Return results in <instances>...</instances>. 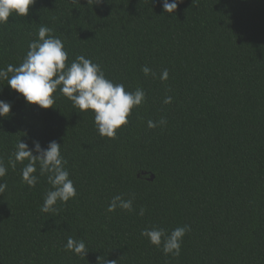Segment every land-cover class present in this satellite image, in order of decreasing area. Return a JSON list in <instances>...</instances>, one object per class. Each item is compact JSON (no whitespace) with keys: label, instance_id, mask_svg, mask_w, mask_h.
<instances>
[{"label":"trees","instance_id":"obj_1","mask_svg":"<svg viewBox=\"0 0 264 264\" xmlns=\"http://www.w3.org/2000/svg\"><path fill=\"white\" fill-rule=\"evenodd\" d=\"M162 2L35 0L0 25V68L18 66L43 25L63 41L66 63L83 55L114 83L146 93L107 138L59 89L43 109L0 80V100L12 105L0 117L5 166L20 138L30 148L55 140L77 191L58 212H41L51 186L39 165L35 187L21 183L27 160L8 167L0 264H264V0H182L173 14ZM161 117L166 125L147 126ZM133 194L134 211H107L112 197ZM185 224L178 257L140 234ZM69 237L85 242L86 256L65 250Z\"/></svg>","mask_w":264,"mask_h":264},{"label":"clouds","instance_id":"obj_2","mask_svg":"<svg viewBox=\"0 0 264 264\" xmlns=\"http://www.w3.org/2000/svg\"><path fill=\"white\" fill-rule=\"evenodd\" d=\"M35 0H0V25L7 24L9 17H23L29 12L30 5ZM102 0H88V3L99 4ZM182 0H163L162 8L165 13L173 14ZM14 16V17H15ZM52 29L40 26L37 39L30 41L28 51L23 61L18 65L8 64L0 68V80L7 81V85L22 95L26 104L37 105L47 109L55 104L54 93H59L72 102L74 109L79 113L91 111L94 116V126L101 137L115 138L117 130L128 123V117L135 107L141 106L146 100V93L142 88L128 91L122 83H114L105 76L98 63L83 55L77 56L71 63L68 61V53L63 41L52 35ZM141 71L145 76H156L147 65ZM169 73L164 69L160 73V80L166 81ZM2 90V89H0ZM171 97H165L164 103H170ZM12 105L0 100V117H6L10 113ZM167 124L166 118L158 121L149 120L147 126L156 128ZM35 153V154H34ZM28 163L21 169V183L29 187H35L39 175L47 176V182L51 188L46 192L41 206V212H58L54 207L57 202L66 204L77 195L76 187L70 173L65 167L67 160L61 154V144L52 140L47 147H42L38 140L32 141L30 148L27 142L20 140L15 145V150L8 158V166L0 158V178L7 175L8 167L15 170L17 163ZM7 188L6 183H0V194ZM134 194L125 200L122 195L112 197L107 211L114 212L117 208L132 212ZM145 208L141 207L139 215L145 214ZM191 230L190 225L178 226L167 232L162 227L153 226L141 230V236L148 239L149 243L160 248L165 256L171 254L178 257L181 254L183 237ZM65 250L76 255L86 256L87 246L83 240L72 237L67 239ZM99 264H102L98 257ZM103 264H116V261H103Z\"/></svg>","mask_w":264,"mask_h":264},{"label":"water","instance_id":"obj_3","mask_svg":"<svg viewBox=\"0 0 264 264\" xmlns=\"http://www.w3.org/2000/svg\"><path fill=\"white\" fill-rule=\"evenodd\" d=\"M153 178H154V174H151L150 179H153Z\"/></svg>","mask_w":264,"mask_h":264}]
</instances>
